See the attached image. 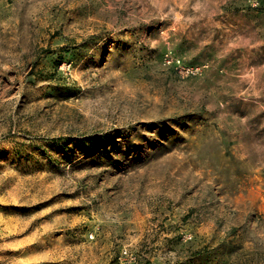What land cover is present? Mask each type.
I'll return each mask as SVG.
<instances>
[{
    "label": "rangeland",
    "instance_id": "obj_1",
    "mask_svg": "<svg viewBox=\"0 0 264 264\" xmlns=\"http://www.w3.org/2000/svg\"><path fill=\"white\" fill-rule=\"evenodd\" d=\"M0 264H264V0H0Z\"/></svg>",
    "mask_w": 264,
    "mask_h": 264
},
{
    "label": "built area",
    "instance_id": "obj_2",
    "mask_svg": "<svg viewBox=\"0 0 264 264\" xmlns=\"http://www.w3.org/2000/svg\"><path fill=\"white\" fill-rule=\"evenodd\" d=\"M251 1H256V0H251Z\"/></svg>",
    "mask_w": 264,
    "mask_h": 264
}]
</instances>
